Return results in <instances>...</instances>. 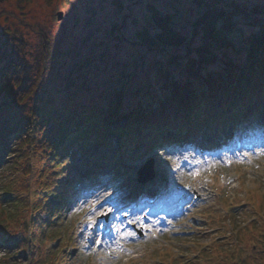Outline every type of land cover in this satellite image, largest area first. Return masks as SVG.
Listing matches in <instances>:
<instances>
[{
	"label": "rangeland",
	"instance_id": "374dc122",
	"mask_svg": "<svg viewBox=\"0 0 264 264\" xmlns=\"http://www.w3.org/2000/svg\"><path fill=\"white\" fill-rule=\"evenodd\" d=\"M122 2L123 12L130 17L114 31L123 19L116 0H0V41L8 39V44L24 42L29 59H33L42 58L43 45L47 40L55 55L54 69L62 64L61 81L66 82L70 75L74 84H86L101 92L100 95L84 96L86 102L123 87L129 89L125 92L128 100L135 101L138 95L133 91L148 83L145 76L147 68L139 64L144 47L133 45L127 39L134 41L136 31L147 24L148 6L175 7L178 11L176 27L187 35L191 33L197 12L191 0ZM58 11L65 13L62 20L57 19ZM239 24L246 36L249 33L247 20L240 19ZM173 50L172 53L178 52ZM148 55V61L158 57L153 51ZM77 60L82 61L79 64L82 68L76 70ZM36 64V61L32 62L33 66ZM149 69L154 75L155 70ZM32 74L39 77L40 70ZM47 77L45 91L59 79L58 70L51 69ZM122 82L125 83L122 85ZM251 105L248 104V109ZM263 112L264 109L243 123L239 119L235 127L237 133L241 127L244 134L251 131L259 139L263 133L260 132ZM220 124L216 122L201 133L197 145L187 143L164 154L149 152L141 158L137 155L141 148L135 150L134 158L125 152H121L119 157V140L112 135L108 138L112 145L107 146V143V148L92 147L85 155L77 148L71 149L73 167L70 172L73 176L69 179L74 188L69 184L65 193H61L55 185H45L49 197L66 200L70 191L71 197L65 205L48 198L44 209L38 213V218L46 221L58 209L57 225L49 224L48 228H57L65 233L64 241L68 243L70 254H73L69 264H184L187 259L183 260V257L191 259L193 251L201 248L205 252L199 253L205 257L201 254L202 258L195 259V264H264V147L242 152L221 150L220 146L211 148L207 139L212 128L213 135L221 132ZM4 156L5 153L0 155V177L7 168ZM152 156L157 164L156 176L150 184L160 189V194L164 192V198L154 206L156 218L148 214V208L137 210V215L130 218L129 211H116L117 204L114 206L112 202L134 192L139 186L137 172ZM95 170L97 178L92 179ZM149 174L147 171L143 176ZM19 180L20 187L25 188L28 182L23 178ZM61 182L64 184L65 181ZM9 197L12 194L0 192V204L9 205ZM8 205L5 206L7 209ZM5 207L0 206V209ZM106 225H114V234L102 237L101 229ZM126 225L129 229L126 235L133 236L137 241L134 244L129 243L127 240L131 237H125L126 232L121 231L123 227L127 231ZM18 229L21 236L17 252H21V256L23 251H27V256L19 257L21 261L18 263L12 258L5 261L0 258V264H28L29 257L40 249V244L39 247L24 245L27 239L25 227ZM221 233H227V236L216 249L218 243H214L221 239ZM77 246L80 252L74 254L73 249ZM6 248L0 245V251L8 252ZM56 251L60 257V248ZM187 253L188 256H181ZM157 256L161 261L154 259Z\"/></svg>",
	"mask_w": 264,
	"mask_h": 264
},
{
	"label": "trees",
	"instance_id": "16d2710c",
	"mask_svg": "<svg viewBox=\"0 0 264 264\" xmlns=\"http://www.w3.org/2000/svg\"><path fill=\"white\" fill-rule=\"evenodd\" d=\"M116 2L123 19L114 31L130 17L123 12L122 0ZM191 2L197 16L189 35L177 29L175 7L150 4L147 24L136 31L134 41L127 39L144 47L139 64L147 68L148 83L133 91L138 95L135 101L128 100L129 89L123 87L86 102L84 96L101 92L74 84L70 75L61 81L62 64L54 69L55 55L47 40L42 58L33 59L24 42L0 41V155L6 154L7 166L0 177V192L12 194L9 205L0 204L10 206L0 209V244L19 243L18 227H25L24 245L40 244L28 256V264H65L67 260L65 252L56 255V248L65 247L63 231L48 228L57 225L58 210L46 221L38 213L50 196L45 185L65 193L67 185L61 180L70 176L71 149L85 152L104 145L115 134L128 152L143 145L163 153L177 145L184 131L197 132L206 121L225 124L237 116V103L264 98V0ZM240 19L247 20L246 36ZM173 49L178 52L172 53ZM151 51L158 57L148 61ZM81 62L75 63L76 70L82 68ZM51 69L58 70L59 79L45 91ZM35 70H40L39 77L32 74ZM64 132L67 140L62 139ZM20 178L28 182L25 188L20 187ZM18 247L11 245L2 259L21 261Z\"/></svg>",
	"mask_w": 264,
	"mask_h": 264
},
{
	"label": "water",
	"instance_id": "95a60500",
	"mask_svg": "<svg viewBox=\"0 0 264 264\" xmlns=\"http://www.w3.org/2000/svg\"><path fill=\"white\" fill-rule=\"evenodd\" d=\"M64 11H58L57 12V19L62 20L64 18ZM153 166H154V160L151 159L148 161V163L139 171L140 173V180L145 182L148 179H151L154 176V171H153ZM149 171L150 174L147 176H143V173Z\"/></svg>",
	"mask_w": 264,
	"mask_h": 264
},
{
	"label": "bare ground",
	"instance_id": "6f19581e",
	"mask_svg": "<svg viewBox=\"0 0 264 264\" xmlns=\"http://www.w3.org/2000/svg\"><path fill=\"white\" fill-rule=\"evenodd\" d=\"M135 199H138V198H135ZM137 215V211H133L132 213H130L129 214V217H133V216H136ZM128 225H130L129 223H128ZM128 225H126L127 226V231H126V227H123V228H121V231H124V232H126L125 233V237H129L128 235H126V234H128V232H129V229H128ZM131 238H129L127 241L129 242V243H131V244H134V242L136 243L137 241H136V239H134V238H132L133 236H130Z\"/></svg>",
	"mask_w": 264,
	"mask_h": 264
}]
</instances>
